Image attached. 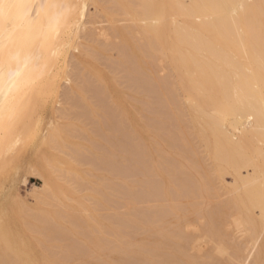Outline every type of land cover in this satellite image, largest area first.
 I'll list each match as a JSON object with an SVG mask.
<instances>
[{
	"label": "bare ground",
	"instance_id": "bare-ground-1",
	"mask_svg": "<svg viewBox=\"0 0 264 264\" xmlns=\"http://www.w3.org/2000/svg\"><path fill=\"white\" fill-rule=\"evenodd\" d=\"M94 1L101 4L104 11H106L109 16L108 19L112 21L111 24L109 21V24L105 27L102 26V28L95 25L97 28H95L96 30L91 28L87 29L86 25L90 22L92 23V21L93 23H96L103 15L105 19L107 14L105 15L103 13L100 16L102 11L100 12V10H97L98 7H96V3L94 7L96 8L95 11L98 12L97 14L95 12L96 15L94 14L92 16L93 18L96 16V22L92 17L93 20L91 19V21H89L90 15L92 14L89 15L88 3H91V0H3V3L6 6L9 4H15L18 7L12 9L11 18L7 16L8 9L6 7L5 18L0 20V165L6 166L3 161H5L7 155L10 156V154H14L12 152L15 150L21 139L27 138L28 136L29 138L32 137L31 135L26 134V130L28 127L31 128V123L34 121H30L32 119V114L41 105L42 101L50 92L49 90L53 89L54 86L56 87V85L57 88H59V86L62 85V83H59L60 81L63 82L65 80L67 83L73 81L76 83L73 88L76 89L71 87L73 85H68L71 87L69 90V87H66V85L65 87L67 88V91L65 87L64 89H61L63 90L64 95L61 94L62 91L61 93L58 92V94L60 93V95H62H59L60 97H64V104L67 102V106L63 104V108L62 106L59 107V109L55 107L57 109H55V112L59 113L60 116L58 117L65 118V123L62 126H50V133H52L46 138V140H48L47 147L45 145V150L47 148L49 151L44 154L42 153L41 156H43L44 160L47 159V162L51 165L55 160L52 159L54 158V153H51L50 149L65 154L64 149L66 150L65 146L68 142H70L69 146H71V142L78 146L83 145L81 142L82 138L80 140L81 143L78 141L77 143L76 141H72L71 137L77 132L78 135H82L83 132L86 134L87 131H91L87 129L89 128L88 126L87 128L85 127V125L88 124L85 123L84 125L83 123L87 118L88 121H91L89 123L93 124V127L95 128L94 130L97 132L96 134H98V132H103L100 133L101 135H99V138L103 139L104 137V139L107 140V144H110L108 149L112 150V153L108 150L110 154L108 153L106 157H109V155L110 157L106 158V160L105 156L100 155L104 158L100 161V164H102V167L105 170L103 171L108 175L111 173V176H113V178L109 176L112 179L109 177L106 178L111 181L109 180L110 182H107V185L105 183V186H107L106 188L112 192L115 191L113 193L114 195L115 193H121V197H125V204L128 205H125L127 209L125 211V213L127 212L126 214L123 213L124 211L122 212L123 214L113 213L110 216L108 215L109 217L107 216L103 221H106L107 223L108 219L110 223L113 221L115 224L116 222L115 225L118 226L113 228L116 233H122V231L120 232L122 229L120 226L124 227V229L147 227V233L145 236H137L135 234L134 236L132 232L128 233L127 230L128 234L123 235L124 237L127 236L126 239L121 237L123 238V241L118 240L116 246L111 244L113 242L108 241L111 237L108 240L106 239L107 241L103 239L105 238V234H102L103 226L100 229L99 227L101 226H99V224H94L102 223L99 222V217L97 216L98 221L95 217V222L93 219L89 220L91 223L94 222L93 224L87 221L89 216L85 217L84 213H87L86 209L88 208L83 209L86 211H82L83 213H80L81 216L78 213L81 210L78 211L76 206L68 205L70 204L69 202L68 204L66 203L67 201L64 197L66 195V189H64L66 185H63V188H61L60 184V187H58L57 185L59 184L52 183L50 179V182L45 181V193L42 194H45V196L39 199L38 205H36L37 203L34 204L36 206L35 209L33 208L34 205L33 207L30 206L33 211L35 210L34 212H31V210L26 211L27 209L25 210L23 208L25 212H23L24 210L22 209L20 210H22L23 213L19 210L22 215L16 213L19 216H22V219H20L19 216H17L16 220H13L15 216L9 218L12 221H15L16 226H18L16 224V221H18L20 227L23 220V229L26 230V232L29 230L32 231L31 235V232L22 233L21 231L24 230L22 229L20 231L18 226V231L20 232L17 230L11 232V234L14 235L13 238L17 237L16 232H18V234L22 233V235L28 234L26 235V238L28 239H30L28 236H31V239L35 237L34 240L32 239L34 243L36 241L35 239H38L39 242V239L42 240L41 237L44 236L46 240L45 238L42 240L43 244L47 243V248L50 247V250H52L48 254L50 255V253L53 252L52 254L54 258L56 256L58 258L56 257V259H54L53 256L51 257L48 254H45L50 250L45 252L44 250H46V248L43 247V252H39L41 250L39 247L42 246L40 245V242L42 244V241L34 244L35 246L40 245L38 246L39 249L36 247V251L39 250V255L35 250L30 251L28 249L30 244H26L28 245V248L26 247L27 249L25 251L28 256H24L25 253L23 254L22 252H19L21 251L20 242L23 239L19 237L22 239H19L21 240L19 242L18 238H16L17 241H15V245L19 242L18 245L20 250H18L12 241H10L11 235L6 233V230L10 228L11 224H13L11 231L17 228L14 226V222L11 223L9 220L6 222H0V264H31L34 260L29 257V252H35L34 254H36V257L34 255L32 256L35 258H37V255L39 257L41 253L45 252L42 254L44 256L46 255L45 259L48 260L47 257H50L48 260L49 263L48 261H45L46 264H51L50 260L52 259H54L53 261L57 260L55 262L56 264L58 261L62 262L61 260H64L65 262L67 261V264L68 262L71 264H81L82 257L80 253L79 255L76 254L75 256H69L71 253L68 254V252H70L71 248H69L70 250L68 249L69 251L66 250L67 254L65 253V250H63L64 253L62 252L61 256L60 254L57 255V251L55 252L56 255L54 253V250L57 249V245L59 244L58 242L66 241L67 244L68 241L69 244L74 240L73 236H76V238H74H78L77 240L82 239L80 243L76 240L77 245L79 243L78 248L80 249L81 247V253L87 245V247L90 246V249L93 250L91 252L87 250V248V252L93 254L98 250V252L96 251L99 253L98 255L102 253L103 255H101L103 257L104 253H106L104 252V248L109 249L108 245L111 244L109 255H105V257L110 256V259L107 260L103 257L106 260L105 261L103 258V260H101V258L99 260L98 257V260L96 259L97 261H92L89 260L92 256L91 255L88 259L86 257V259L89 260V264H247V258L249 256L252 257V260L250 261L251 263L249 264H264V0H195L191 3L188 1L187 3L186 0H93V3ZM87 15H89V17ZM87 17L89 20H86ZM118 19L124 20V23L120 25L116 24ZM99 37H101L100 39L103 38L102 42H100ZM84 38L85 42L96 40L94 43L93 41L92 43L90 42V46L91 44H93V46L100 44L103 45L97 47H103L102 49L104 51L102 49L98 51L100 54L101 52L108 54V50H117V52H119V59L112 60V70L114 71L113 74L110 72V77L115 75L114 72L116 70L122 69L121 71H124L123 75L127 78L124 87L126 89V86H129H127V89L125 90V94H127L129 99L133 101V98L135 99L137 97L136 99H138L139 96L140 98L135 101L137 103L143 101L144 106L148 102L149 105H151L150 102L152 101L153 109H151V112H147L149 113V116L145 113L146 119L141 117L143 113L140 115L137 113L138 111H136L141 119L137 117L139 115L136 116L135 114L136 121L139 118V122H136L135 124L141 122L140 124L144 126H133V123L135 122V120H133L135 119L134 116L132 119L133 122H131V120H129L130 117L132 118L131 114L129 113V117L125 112V107L127 106H125L126 103L118 98V100L123 103L122 105L125 106L124 109L123 106H121V102L116 99L117 94L112 95V97L115 96V98L112 99L111 94L113 92L109 90L110 88H108L110 97L108 98L106 96L108 93L106 89L104 91L103 88H107V86L105 84L102 85L105 78L100 80L98 77L101 75L97 76L96 74L98 71L95 73L91 71L92 69L93 71L95 70V66L93 67L92 64L90 66L91 72H88L90 69H88L89 63H91L89 60L87 67H85L88 71L86 70L85 72L84 66L86 63L84 61L87 62V60H81L84 64H80V61L74 58L73 54H70V51L79 50L80 43H78V41H80V39L83 40ZM106 39L115 40L112 41V43L111 41H108L109 43H107L105 42L107 41ZM88 42L83 43V45L85 44L84 49L80 48L84 52L86 48L89 49L86 47ZM97 48L96 50L95 48H91V50H87V52L90 53L86 55L87 52H83V55L85 54L90 58V55H92L93 52L92 50L97 52ZM105 49L107 50L106 53ZM81 50L79 51L82 52ZM79 51H76L77 53L75 52L76 55ZM69 54L74 58H72L71 61ZM96 54L95 56H92L96 58ZM76 57H78V55ZM80 65H84L82 66L83 69L80 68ZM68 67L72 70L74 69V72L72 71L73 73H71V69ZM52 69L54 72L51 71ZM67 69H69L68 72ZM161 71H166L167 74L164 73L162 76V74H160ZM99 74L100 73H98V75ZM115 78L116 77L111 78V80L114 81H112L114 84L111 83V80H108L110 81L109 86L113 85L112 87H114L115 85L114 90L116 91L119 82L117 84ZM101 81L102 83H100ZM107 82L108 81H106V83ZM58 84L61 85L58 86ZM97 84L101 87L103 86L102 89H100V86ZM121 86L122 85L120 84V87ZM93 87L100 89L102 94L100 92L96 93L102 95L101 99L97 98L98 96L96 95L98 94L95 92L96 97L91 95V92L96 89ZM120 87L118 88L121 89L123 86ZM57 88L54 90L56 91ZM61 88H63V86ZM111 89L113 90V88ZM57 90L60 91V89ZM118 90L117 92H120L121 96L127 100V96H123L124 94H122L124 89L122 88L121 91ZM127 92H130V94L133 93L136 97ZM135 92L138 96L134 94ZM129 95L132 97L130 98ZM53 96L54 94H52V97ZM124 98L123 100H125ZM50 99H48L47 96L43 102L47 104V100ZM114 99L117 101H114ZM128 100L127 104L128 102L131 103ZM135 101L131 103L130 106L132 104L135 105ZM114 102H116V104ZM117 103L120 104V106ZM142 103L139 104L141 105ZM140 105L134 107L138 109L139 107H142ZM41 107L42 106H40V108ZM73 107L77 109H73ZM142 108L139 110H143ZM122 109H124V111ZM101 111L103 112L102 117L98 114ZM130 112H132V110H130ZM150 113L152 114L151 116ZM83 116L85 119H83L82 122L81 118ZM28 119H30L31 126H29ZM126 119L131 123L128 124L125 121ZM142 119H145L147 124H149H144L146 121ZM51 124L54 123L51 122ZM145 125L148 127H145ZM149 126L153 128V133L151 132L152 136L149 135V132L152 130L151 127L148 129ZM143 127L147 128L145 130H148L149 134H147V131L143 130ZM134 129L137 130H135L136 133L134 132ZM138 129L142 130L143 133L145 132L147 137H149V141L152 142L158 138L159 135L158 139L161 141V138H164V143H161L158 139H156V141L158 140L160 143H158V141L154 142L163 145L162 147H165L166 145L164 144L168 143L167 146H170V148L166 146V151V147H158L154 142L153 144H155V147L157 148H152L154 147L151 146L152 142L147 140L145 141L148 143L146 142L145 144L142 142L140 134L142 131H138ZM34 130L35 129H31L29 134ZM83 136L85 135L83 134ZM88 136L86 138H88ZM195 136L200 139L199 141L201 143H205L204 151L207 153V156L214 160V162H212L213 160H211V162L212 165L215 164L213 167L216 169V176H218V182H220L218 183L219 185L213 178L214 176L212 177L211 167L205 163L200 151L198 152L200 147L197 148L198 145L196 146L195 144ZM94 137L92 139L90 137L88 138V141H90V139L92 140V144H94L93 140L97 142V139ZM66 138H69L68 141ZM150 138L153 139L150 140ZM33 139L35 140V138ZM75 139L73 138V140ZM65 142L66 145L64 144ZM28 143L29 141L24 143L23 147L29 145ZM105 144L106 142H104V147L107 149L108 145L106 144L107 146H105ZM202 145L204 146V144ZM78 146H76V148L80 149L81 146ZM146 146L151 147L153 152H156L157 149V152H150L151 149ZM23 147L22 150H24ZM72 147L75 146L72 145ZM82 148L85 147L82 146ZM204 148H202V150ZM71 149L74 150V148ZM77 151L80 152L81 150ZM79 152L75 153V157L79 155ZM72 153L74 154V151ZM168 153L177 155L173 157V154L168 155ZM183 154H188L186 155L187 158ZM61 155L59 156L61 157ZM13 156L14 155H12V157ZM56 156L57 157L55 158H58V154ZM12 157L10 158L12 159ZM81 157L82 156L79 155V158L77 159L80 160ZM10 158H7V160ZM99 158H96V160L99 161ZM180 158L184 159L181 160ZM43 159H41V161ZM185 160L186 163H183ZM43 162L47 163L45 161ZM60 164L63 166L65 163ZM91 164L94 165V167L97 166V163L94 164L92 161ZM3 166L1 167V170L4 168ZM52 166H50L52 168L51 170H53V168L60 169L61 167H54L55 165ZM46 167L48 169V165ZM249 167L252 168L253 173H246L247 175L243 176L241 169L243 170V168L247 169ZM95 168L97 169V167ZM44 171H46V168L43 172ZM225 171H230L231 174L234 175L235 185H237L235 188L233 187L234 189L231 188L230 190V187L232 186H228L227 188L226 185H223L222 175H225L223 174ZM106 174L104 173V176H108ZM55 177L58 178V176ZM55 180H53V182H55ZM119 180L121 182H118ZM102 182L103 181H101V183ZM138 184H141L145 189L149 188V190H147L149 191L148 195L143 201L147 202L149 200L148 202H150L151 200H154L156 202L153 201L154 204H151L152 206L147 204L148 207H145L147 210L142 208L145 211L142 210L141 212H139L137 205H135L139 202L138 200H141V198L139 199L137 197L135 190L137 187H141V185L139 186ZM105 186L103 185V188H105ZM96 187L97 186H93L92 188L96 189ZM228 189L231 192L236 191L237 193H233L235 195L226 202L222 201L221 205H215V207H212L211 205L212 209H209L210 211L207 210L208 212L205 211L207 208L203 205L199 208L203 207L204 211H202L203 209L200 210L197 208L201 203L196 204L194 199L201 200L200 197L202 198L204 196L206 197V195L210 196L213 194H215L214 196H217ZM72 192L75 193V189ZM69 194L67 193L66 196ZM91 194L95 195L94 193ZM78 196L76 199H79ZM101 196H103V193ZM93 197L95 198L96 196ZM210 197L202 199L209 201L208 198ZM105 198L106 197L101 199L105 200ZM182 198L187 199L185 201H190V203L191 200H193L191 205H189L190 203L188 202L189 207L185 214H188L189 212L194 214L197 209H199L198 211H202V213L206 212L204 215L206 214L207 217L204 216L205 218H201V222L203 221L206 225L201 223L200 227L202 224L204 225L203 228H201L207 235H209L208 233L211 231L210 235L216 237L215 234L218 233L217 238H214L216 240H219L220 236V241H222V238L224 237L226 242H230L228 244H233L231 242L233 237L231 239L230 236L231 231L228 233V229L224 228L225 225L231 226L230 229L234 230L240 229L241 226V228H245L247 231L249 229V232L252 234V236H250L251 234L249 233V241L252 238L254 239V243L252 244V252L254 253H248V256L245 255L247 256V258L245 257V261L240 262L243 250L240 246L235 247L238 246L236 244H234V249L232 245V248L234 249L232 251L236 250L234 254L236 253L235 258L239 262L238 263L237 261L234 262V259L232 260L229 257L225 258L226 256L223 257L226 251L228 253V249L230 248L228 244L226 246L229 248L224 244V246L220 245L221 247L219 246V248L216 247V250L214 249L216 252H214L217 254L210 253L209 255L202 256L198 251L196 253L191 252L190 249L185 247L186 243H188L187 241H189L191 233L189 234V231L186 230L187 225L184 217L187 216H184V214L182 215L184 211L181 210L182 206L179 204L181 203L179 200H182ZM73 199L71 200L73 201ZM81 199L82 197L79 200L81 201ZM85 199H83V202L81 203H84ZM97 199H100V197L98 196ZM171 199L173 202H170ZM77 201L75 200L74 202ZM74 202L72 203L75 205ZM206 203H204V205ZM134 206L137 207L138 214L132 212L133 210L131 211ZM208 207H210V205ZM59 208H62L63 211ZM82 208H84V206ZM257 208L260 210L258 216L255 214V209ZM75 211H78V214L75 213ZM199 213L201 214V212H198V214ZM179 215H182L184 219ZM190 215L192 214H189V216ZM229 215L234 216L232 222L228 219V217H230ZM90 218L94 217L91 216ZM204 219L207 222H205ZM66 220L71 222L69 225L72 223L75 224L73 226L75 230L69 228L70 226L67 227L68 222L66 224ZM226 220L231 224H228ZM24 222L26 224L25 227L27 226L29 230L27 228L25 229ZM113 222L111 224L108 222V225L110 224L109 226L113 227ZM86 225L88 226L85 227ZM90 226H94L95 228L93 227V229L95 230ZM109 226L106 227L111 228ZM88 227L92 229V233L90 232L91 234L87 231L89 230ZM106 227L104 225V228ZM117 227H120L121 229ZM76 228H79L80 230L84 229L89 235L84 233V230L80 232V235L78 231L79 229L77 230ZM69 229L70 231L72 229L74 232H78V234H74L73 231V233L70 232ZM113 229L108 230L110 233H115ZM116 229L120 230L118 231ZM33 231H36V236H34L35 234H33ZM93 232L96 234L98 233L99 237L96 234V236L92 235L94 234ZM37 233H41V235H37ZM71 233L74 235L71 236ZM205 233L204 235H206ZM84 234L88 237L86 236L87 238H85V236H83ZM37 236H39V238ZM23 238H25V236H23ZM47 240L49 241L46 242ZM24 242L25 239L23 240V243ZM86 242L88 243L85 245ZM30 243H32V241ZM80 244L84 245L80 246ZM197 246L198 245L194 247L196 248ZM67 247L68 246H66V248ZM24 249L25 248H22V250ZM193 251H195V249ZM74 253L76 252L74 251ZM124 253L128 254V257L124 258L126 255H124ZM244 253H246V251ZM94 255L93 257L98 256ZM44 256L38 259H43ZM82 256L85 257L86 255ZM86 259L84 262L85 264L87 262ZM36 261V264H40L41 262V260H35L34 262ZM64 261L61 264H65Z\"/></svg>",
	"mask_w": 264,
	"mask_h": 264
},
{
	"label": "rangeland",
	"instance_id": "rangeland-1",
	"mask_svg": "<svg viewBox=\"0 0 264 264\" xmlns=\"http://www.w3.org/2000/svg\"><path fill=\"white\" fill-rule=\"evenodd\" d=\"M90 1V0H89ZM189 2V3H191L192 1H195V0H186V2ZM187 2V3H188ZM97 2H95L94 1V3H93V0H91V3L89 2L88 4H89V6H88V12H89V15L90 14H92V15H90V20H89V15H87L88 17H87V19L86 20H89V21H91V19L93 18L92 16L95 14V4H96ZM98 5V6H97ZM97 5H96V7H98V11L100 10V12L102 11V13H100V16H101V14H107L106 13V11H104V8L101 6V4L99 3H97ZM101 6V7H100ZM102 8V9H101ZM97 11V12H98ZM88 12H87V14H88ZM97 12H96V14H97ZM95 14V15H96ZM98 15H99V13H98ZM104 16V15H103ZM103 16H101L102 18H100L99 20H98V18H97V22H96V16H94V20H95V22L96 23H93V21H92V23L90 22V23H88L87 25H86V27H87V29H89V28H91V29H95L96 28V26L97 27H101L102 28V26L103 27H105L106 25H108L109 23L111 24V20H109L108 18H109V16H108V14L106 15L107 17V21H106V18L104 19V17ZM92 17V18H91ZM99 17V16H98ZM92 19V20H93ZM103 20H105V21H103ZM110 21V22H109ZM107 22V23H106ZM109 22V23H108ZM122 23H124V20H122V19H118L117 21H116V24H122ZM93 25V26H92ZM96 25V26H95ZM110 26V25H109ZM108 26V27H109ZM90 29V30H91ZM97 29V28H96ZM95 29V30H96ZM100 29V28H99ZM91 31H93V30H91ZM101 37H103V36H101ZM101 37H99V39L101 38ZM104 38V37H103ZM103 38L102 39H100V42H102L103 41ZM105 39V38H104ZM118 39H120V38H118ZM79 40V39H78ZM82 39H80V41H78V43H80V48L81 49H84V45H83V43H87V42H85V38L81 41ZM107 41H105V42H107V43H109L110 41H111V43H112V41H114L115 39H106ZM117 40V39H116ZM93 41V43L94 42H96V40H92ZM92 41H90L91 43H92ZM109 41V42H108ZM119 41V40H118ZM117 41V42H118ZM90 42H88V45L90 46ZM97 43H99V42H97ZM104 43V42H103ZM86 46V47H88L89 49H85V52L83 51V50H81L80 48H79V50H81L82 52H80L79 50H76L77 52L79 51V53L77 54L78 55V57L79 58H81V59H79L78 57H76L77 55H76V51L75 50H73V51H70V54H73V56H74V58H76V59H78L79 61H80V64H84L83 63V61H81V60H87V62L86 61H84L86 64H85V66L84 65H82V66H84V69H85V67H87V65H88V62L90 61L91 63H89V66H88V69H89V71H88V69L86 68L85 69V72H86V70L88 71V72H93V73H95L96 71H98V73H100L99 75H98V73H96L97 74V76H100V77H98L100 80H102V78L104 79L103 80V82L104 83H102V81L100 82V83H102V85L103 84H105L106 86H107V88H103L104 89V91H105V89H106V91H107V93H108V91L110 90L111 92H113L112 94H111V98L113 99V98H115V96H113L112 97V95H116V99L118 100V98L122 101V102H125L126 104H125V106L127 105L128 106V108H129V110H128V108H127V106L125 107L124 105H122L123 103L120 101V100H118V101H120L121 102V106H123V108L125 107L126 108V114H128L129 115V113L131 114V116H132V118L130 117V115H129V117L131 118H129V120H131V122H133L132 121V119H133V116H134V118L135 119H133V120H135V122L132 124L134 127L135 126H137V127H142V126H144V125H142V124H135L136 122H139L138 120H139V118L141 119V117L142 118H145L146 117V115H148L149 116V113H147L148 111L149 112H151V109H153L152 108V101L150 102V104L151 105H149V102L148 103H146V105L144 106V102L142 103V102H136L140 97L136 94V92L134 93L135 95H137L138 96V99H136L137 97L136 96H134L133 95V93L132 94H130V92L128 93V94H130V95H132V96H134V97H136L135 99L133 98V101H131L130 99H129V97L127 96V94H125V90L127 89V86H126V89H125V84H126V82H127V78L123 75V72L121 71V70H116L114 73H115V75L114 76H112V77H110L111 76V73L110 72H112V74H113V71L114 70H112V67H113V65H112V60H115V59H117L118 58V55H119V52H117V50H112V51H110V50H108V54H104L103 52H101V54H100V52H98L100 49H102L103 47H100V48H97V47H99V46H103V45H94L93 46V44H91V46L89 47V46ZM105 45V44H104ZM83 47V48H82ZM91 48L92 49H94L95 48V50H96V48H97V52L95 51V50H92L93 52H92V55H94L95 56V54L96 53H98V54H96V58H94V56H92V55H90V58H89V56L87 57L86 55L88 54V53H90V52H87V50L89 51V50H91ZM105 48V47H104ZM103 50V49H102ZM101 50V51H102ZM104 51V50H103ZM106 49H105V53H106ZM72 52V53H71ZM76 52V53H75ZM83 52L84 53H86V55L84 54L83 55ZM95 52V53H94ZM69 54V56L71 57V59H70V61L72 60V58H73V56L72 55H70ZM104 54V55H103ZM86 56V57H85ZM93 58H92V57ZM84 57V58H83ZM73 58V59H74ZM89 58V59H88ZM103 58V59H102ZM119 59V58H118ZM117 59V60H118ZM89 60V61H88ZM116 60V61H117ZM82 62V63H81ZM93 62V63H92ZM115 62V61H114ZM91 64H92V66L94 67V71H93V69L91 70ZM94 64V65H93ZM81 66V65H80ZM80 67V68H82L83 69V67ZM110 66V67H109ZM97 67H99V68H97ZM106 67V68H105ZM123 67V66H122ZM69 68V67H68ZM106 70H105V69ZM115 68V67H114ZM118 69H120L119 67H117ZM116 68V69H117ZM55 69V68H54ZM69 69H71V68H69ZM69 69H67V72H68V70ZM97 69V70H96ZM74 70V69H73ZM72 69L70 70L71 71V73H73L74 71H73ZM91 70V71H90ZM112 70V71H111ZM52 72H54V70L52 69L51 70ZM56 71V70H55ZM69 71V72H70ZM73 71V72H72ZM101 71V72H100ZM106 71V72H105ZM168 72H169V70H168ZM104 75H103V74ZM167 74V72L166 71H161V73L160 74H162V76H163V74ZM125 74V73H124ZM91 76H94V75H91ZM113 77H116L117 78V80H116V78H115V81L117 82V84H118V82H119V84H118V87H120V84L123 86H121L124 90L122 91V94H124L123 96H127V100L128 101H130L131 103H133L135 100V105L134 104H132L131 106H130V104L131 103H129L128 102V104H127V100H126V98H124V97H122L121 96V93H120V95H119V93L117 92V90L119 89L117 86V89H116V91L114 90V88H115V85H114V87H112L113 85H110L109 86V80H111V78H113ZM125 77V78H124ZM94 79V78H93ZM109 79V80H108ZM62 80H64V79H62ZM99 80V81H100ZM65 81V80H64ZM59 82V83H62V85L61 84H58V86L59 85H61V86H59V88H57V85H56V87L55 88H57V89H60V91H58L57 89H56V91L54 90L55 88L53 87V89H51V90H49L50 92L47 94V96H48V99H50V100H47V104H45L43 101L46 99V97H45V99L42 101V103H41V105L40 106H42L41 108H40V106L33 112V114H32V119L30 120V119H28V121L30 120L31 122L33 121V123H31L30 121L28 122L29 123V126H31V124H32V126H31V128H27V130H26V134H28V135H31L32 137H30L29 138V136L27 137V138H24V139H21V141H19V143H18V145L16 146V148H15V150L14 151H16V152H18V153H16V152H12V153H14V154H10V156H6V159H5V161H3V162H5L4 163V165H6V166H3L4 168L1 170V167H0V222H6V221H11V223H13L14 222V226L15 227H17L16 229H13V231H11V229H12V227H13V224H11V226H10V228H8L6 231V233H8V234H10L11 236H10V241H12V243L15 245V241H17V239L16 238H18V240L19 239H25V242L23 243V240L21 241V240H19V242L21 243V244H23V245H21L20 244V246H21V251H19V252H22L23 254H24V256L25 255H27V253H26V249L28 248V245L30 244V247L28 248L30 251H36V247L38 248V246H40V245H42V246H40L39 248H41V250L39 251L38 249V251L39 252H43V248H46V250H44L45 252L47 251V250H50V247H48L47 248V243H44L45 244V246H44V244H43V239L45 238L43 235V237H41L42 238V240L41 239H39V242L40 241H42V244H41V242H40V245H38V246H35L34 244L35 243H39L38 242V239H35L36 241L33 243V240H34V238L35 237H33L32 239H31V236H28L30 239H31V241H32V243H30L31 241H30V239H28V238H26V235H28V234H26V235H22V233L23 232H25V233H28V232H31L30 233V235L32 234V231L31 230H29L28 228H27V226L25 227V222H24V227H25V229L27 228L28 230V232H26V230H24L23 229V220H22V223H21V227L19 226V222L18 221H16V224L19 226V229H20V231L23 229L24 231H21L22 233L21 234H18V232H20V231H18V226H16L15 225V221H12L10 218H13L14 216V218H13V220H16V218H17V216H19L18 214H16V213H19V214H21L22 215V213L23 212H25V210L26 211H30L31 210V212H34L33 210H32V207H33V205L34 204H36V205H38L39 204V199H41V198H43L44 196H45V194L44 195H42L43 193H45L44 192V189H45V187L46 186H44V185H46L45 184V181L47 182V181H49L50 179V181L52 182V183H55V184H59V185H57L58 187H60V184H61V188H63L62 186L63 185H66L65 187H64V189H66L65 190V193H66V195H67V193L69 194V193H71V194H69L68 196H64L65 198H66V203L68 204V202L70 203V204H68V205H71V206H76L77 207V210L79 211V210H81L80 212H78L79 214L81 213H83L84 211H86L87 210V213L85 212L84 213V216L85 217H88L89 216V218H85L87 221H89L90 219H93V221L95 222V219L98 221V217H99V222H102L101 224L100 223H94V224H96V225H98L99 224V226H101V227H99L100 229L102 228V226H103V228H104V225H105V227L107 226H109L111 223H110V221L107 219V221L110 223L109 225H108V222L106 223V221H103V220H105L106 218H107V216L109 215H112L113 213L115 214H121L123 211V213H125V211L127 210L126 209V206H128L127 204H125V197L123 196V198L121 197L122 196V194L121 193H119V194H117V193H115V195L113 194L114 192H112L111 190H109L108 188H106L107 186H105V183H106V185L108 184L107 182H110L111 180L110 179H112L113 178V176H111V173H110V175H108V174H106V172H104L105 170L103 169V167H102V164H100V161H102L104 158L102 157V156H105V160H106V158H109L110 157V155H109V157H106V155H108V153H109V151L108 150H110V153H112V150L111 149H108L109 148V145L107 144V140H105L104 139V137H103V139H101V138H99L100 136L99 135H101L100 133H103V132H98V134H96L97 132H95V128L93 127V124H90L89 122H91V121H88L87 120V118L85 119V117L83 116L81 119V121L83 122V119H85L84 120V125H85V123L86 124H88V125H85V127L87 128V126L89 127V128H87V129H89V130H91V131H87L86 132V134L83 132L82 133V135H81V137H80V135H78L76 132V134H73L72 135V137H71V139H72V141H78V142H80V140H81V138H82V140H81V142H82V144L83 145H80V146H78L77 144H75V143H73V142H71V146H69V144H70V142H68V144L66 145V142L64 143L66 146H65V148H66V150L64 149V151H65V154H64V156H63V154L60 152L59 153V151H55V150H51L50 149V151H51V153H54V158H52V159H54L55 161H53L52 163H51V165H50V163L49 162H47V159H43V156H41L42 155V153L44 154V153H46L47 151H49L47 148H46V150H45V145H46V147H47V144H48V140H46V138H47V136H50V134L52 133H50V126L51 125H53V126H57V125H59V126H62L64 123H65V118H62V117H58V116H60L59 115V113H56L55 112V109L56 108H58L59 109V107H61L63 104H64V102H65V100H64V97H60V96H62V95H64L63 94V90H61V89H64V87L66 86V87H69L68 85H73V86H71L72 88L73 87H75V85L74 84H76L75 82H71V81H69L68 83L65 81V82ZM106 81H108L107 83H106ZM113 80H111V83H113L112 82ZM64 83V84H63ZM99 83V82H98ZM99 83V84H100ZM99 84H97L98 86H100ZM114 84V83H113ZM116 84V83H115ZM96 85V84H95ZM94 85V86H95ZM104 85V86H105ZM63 86V88H61ZM105 86V87H106ZM65 87V88H66ZM71 87H69V90L71 89ZM97 87V86H96ZM96 87H93V88H96ZM103 87V86H102ZM102 87L100 86L99 88L100 89H102ZM120 87V88H121ZM129 87V86H128ZM108 88H110L109 90H108ZM111 88H113V90L111 89ZM122 88L121 89H119L118 91H121L122 90ZM73 89H76V88H73ZM100 89H98V88H96L95 90H98V91H93V92H91V95H94L95 96V93L96 92H100ZM131 89V88H130ZM61 91H62V93H61ZM65 91V90H64ZM66 91H67V88H66ZM65 91V92H66ZM103 91V90H102ZM129 91V90H128ZM131 91H133V90H131ZM52 92H54V93H52ZM58 92H60L62 95H60V93L58 94ZM95 92V93H94ZM116 92V93H115ZM124 92V93H123ZM101 93V92H100ZM106 93V94H107ZM52 94H54V96L52 97ZM56 94V95H55ZM96 94H98V95H96V96H98L97 98H99V99H101L102 98V93L101 94H99V93H96ZM104 94H105V92H104ZM58 95V96H57ZM60 95V96H59ZM118 95H119V97H118ZM129 95V96H130ZM57 98H56V97ZM95 96V97H96ZM108 98L110 97V95H109V93H108V95H106ZM132 96H130V98L132 97ZM55 97V98H54ZM59 97V98H58ZM94 97V98H95ZM122 98V99H121ZM123 98L125 99V100H123ZM96 99V98H95ZM116 99H114V101L116 100ZM116 100V101H117ZM94 101V100H93ZM111 101H113V100H111ZM52 102V103H51ZM115 104H116V102H114ZM119 103V102H118ZM117 103V104H118ZM139 103H142L141 105L139 104ZM52 106H51V105ZM140 106H144L142 109L143 110H139V109H141L140 107L137 109L136 107H138L139 105ZM64 105H66L67 106V102L64 104ZM119 106H120V104H118ZM136 106V107H134V106ZM149 105V106H148ZM147 106H148V108H147ZM150 106H151V108H150ZM56 107V108H55ZM64 106H62V108H63ZM134 107V108H133ZM124 108V109H125ZM146 108V109H145ZM61 109V108H60ZM73 109H77V108H74L73 107ZM124 109H122L123 111H124ZM137 109V110H136ZM57 110V109H56ZM127 110H128V113H127ZM130 110H132V112L134 113V115H133V113L132 112H130ZM38 111V112H37ZM122 111V112H123ZM136 111H138L137 113H139L140 115L143 113V115H141V117H140V115L139 114H137L136 113ZM145 113H146V115H145ZM99 114V116L100 117H102L103 116V112L101 111V112H99L98 113ZM125 114V113H124ZM135 114H136V116L137 115H139V116H137V117H139L138 118V120L136 121V116H135ZM127 115V116H128ZM152 114L150 113V116H151ZM127 116H125V117H127ZM124 117V116H123ZM60 120H59V119ZM146 119V118H145ZM145 119H142V120H144V121H146ZM57 120V121H56ZM150 120V119H149ZM64 121V122H63ZM128 124H130L129 123V121L126 119L125 120ZM51 122H53L54 124H51ZM148 122H150V121H148ZM31 123V124H30ZM144 124H147V121L146 122H144ZM149 124V123H148ZM147 124V125H148ZM138 125H140V126H138ZM147 125H145V127L147 126ZM130 127V126H129ZM133 127V128H134ZM136 127V128H137ZM145 127H143V130L144 131H147V134H149V135H151L152 133H153V128L151 127V126H149V128L148 129H150V127H151V131L148 133V130H145V129H147V128H145ZM148 127V126H147ZM132 128V129H133ZM31 129L33 130V129H35L34 131H32V133L31 134H29V132L31 131ZM131 129V130H132ZM140 129V128H139ZM138 129V131H142V130H139ZM142 129V128H141ZM49 130V131H48ZM135 130L136 129H134V132H135ZM197 130V129H196ZM79 131V130H78ZM137 131V130H136ZM191 131H193V130H191ZM28 132V133H27ZM34 132V133H33ZM48 132V133H47ZM152 132V133H151ZM136 133V132H135ZM142 133H143V131H142ZM141 132H140V134H141V137H142V142H144L145 144H146V142L147 141H149V137H147V135H146V133L144 132L143 134H142ZM155 133V132H154ZM83 134L85 135V136H83ZM89 136H88V135ZM95 134H96V136H95ZM145 134V135H144ZM156 134V133H155ZM155 134H153V135H155ZM75 135V136H74ZM77 135V136H76ZM88 136V138L90 137L91 139L94 137L95 139H97V142L96 141H94L93 140V143L94 144H92V140L90 139V141H88L89 139L88 138H86L87 136ZM98 135V136H97ZM78 136H79V138H78ZM92 136V137H91ZM147 138H146V137ZM152 136V135H151ZM156 136H157V134H156ZM98 137V138H97ZM154 137V136H153ZM29 138V139H28ZM33 138H35V140L33 139ZM73 138L75 139V138H78V139H75V140H73ZM158 138H159V135H158ZM158 138H156V139H158ZM33 139V140H32ZM48 139H49V137H48ZM68 139L69 138H66V140L68 141ZM70 139V140H71ZM143 139H144V141H143ZM153 138H150V140H152ZM155 139V138H154ZM156 139L154 140L155 142H157L158 140L160 141V139H158L157 141H156ZM164 139V138H163ZM163 139L161 138V143H164L163 142ZM24 140V141H23ZM26 140H28L29 141V145H27L26 147H23V145H24V143H26V142H28V141H26ZM32 140V141H31ZM69 140V141H70ZM89 142V144H88V142ZM100 140V141H99ZM103 140H105V141H103ZM145 140H147V141H145ZM200 139L197 137V136H195V144H196V146H197V148H199L198 149V152L200 151V154L202 155V157H203V159H204V161H205V163L207 164V165H209V167H211L210 169H211V174H212V177L217 181V184L218 183H220V182H218V176H216V174H217V172L215 171L216 169H215V167H213V166H215V164L214 165H212V162H214V160L213 159H211V157H209V156H207V153L204 151L205 150V143L204 142H200L199 141ZM26 141V142H25ZM85 141V142H84ZM153 141V142H154ZM158 141V143H160ZM31 142V143H30ZM46 142V143H45ZM77 142V143H78ZM80 142V143H81ZM103 144H102V143ZM104 142H106V144L108 145H106L105 144V146H107V149L104 147ZM149 142H152V141H149ZM153 142L151 143L152 145L151 146H154V147H152V148H157V147H155L156 145L155 144H157L158 145V147L159 146H163V145H161V144H158V143H155V144H153ZM79 143V144H80ZM84 143H85V145H84ZM91 143V144H90ZM100 143H101V145H100ZM143 143V144H144ZM148 143V142H147ZM199 143V144H198ZM75 144V145H74ZM202 144H204V146L202 145ZM72 145L73 146H75V147H72ZM164 145H168V143L167 144H164ZM20 146V147H19ZM44 146V147H43ZM67 146H69V147H67ZM76 146H78V147H80V149L78 148H76ZM82 146L83 147H85V148H82ZM147 146H149V145H147ZM146 146V147H147ZM165 146V147H166ZM203 146V147H202ZM22 147H23V149L24 150H22ZM74 148V150L73 149H71V148ZM90 147V148H89ZM101 147H104V148H101ZM165 147H162V148H165ZM167 147H169L170 148V146H167ZM167 147L165 148V150L167 151ZM27 148V149H26ZM75 148H76V150H75ZM147 148H150L151 149V147H147ZM202 148H204L203 150H202ZM42 149V150H41ZM68 149V150H67ZM150 149H149V151H150ZM201 149V150H200ZM22 150V151H21ZM27 150V151H26ZM69 150H71V151H69ZM74 151V154L72 153L73 151ZM77 150H81L80 152H81V154H80V152L79 151H77ZM91 150H94V151H91ZM155 150V149H154ZM172 150V149H171ZM20 151H21V154H20ZM43 151V152H42ZM54 151V152H53ZM63 151V152H64ZM76 151V152H75ZM98 151V152H97ZM169 151V150H168ZM203 151H204V153H203ZM58 152V153H57ZM71 152V153H70ZM79 152V155L80 156H82L81 158H82V160H81V158H80V160H78L77 158H79V155H77V157H75V153H78ZM150 152H153L152 151V149H151V151ZM156 152H157V149H156ZM156 152H153V153H156ZM171 152V151H170ZM173 152H174V150H173ZM100 153V154H99ZM109 153V154H110ZM206 153V154H205ZM58 154V158H55V157H57L56 155ZM62 154V155H61ZM97 156H95V155ZM171 154H173V153H168V155H171ZM189 154V153H188ZM188 154H186V155H188ZM12 155H14L13 157H12ZM18 157H17V156ZM59 155H61V157H62V159H61V157L59 156ZM100 155H102V156H100ZM156 155H158V154H156ZM174 155V154H173ZM172 155V156H173ZM177 155V154H176ZM176 155H174L173 157H175ZM184 155V154H183ZM183 155H182V157H183ZM186 155H184L185 157H186ZM10 157H12V159L10 158ZM36 157V158H35ZM100 157V158H99ZM102 157V158H101ZM181 157V156H180ZM184 157V158H185ZM209 157V158H208ZM7 158H10V159H8L7 160ZM59 158H60V160H59ZM85 158V159H84ZM88 160H87V159ZM89 158H90V160L92 161V163H94V164H96L97 166H95V167H97V169L94 167V165H92L91 164V161L89 160ZM92 158H94V159H92ZM96 158H99V161L98 160H96ZM184 158H180L181 160H183ZM187 158V157H186ZM185 158V159H186ZM41 159H43L42 161H41ZM57 159V160H56ZM102 159V160H101ZM176 159H177V157H176ZM6 160H7V162H6ZM94 160V161H93ZM211 160H213L212 162H211ZM43 161H45V162H47V163H44ZM60 163H65V164H63V166H62V164H60ZM76 161H78V162H76ZM14 162V163H13ZM34 162V163H33ZM56 162H57V164H56ZM81 162H83V163H81ZM188 162V161H187ZM211 162V163H210ZM42 163V164H41ZM54 163V164H53ZM79 163V164H78ZM102 163V162H101ZM183 163H186V160H185V162H183ZM2 164V163H1ZM41 166H40V165ZM52 164H53V166L54 167H56V166H58V167H60V169H59V171H58V169H54L53 168V170H51L52 168L50 167V166H52ZM43 165V166H42ZM48 165V169H47V166ZM50 165V166H49ZM78 165H80V166H78ZM212 165V166H211ZM37 166V167H36ZM45 166V167H44ZM52 166V167H53ZM41 167V168H40ZM44 167V168H43ZM63 167H65V168H63ZM74 167H75V169H74ZM95 168V170H94V168ZM45 168H46V171H44L43 172V170H45ZM49 168H50V170H49ZM62 168H63V170H62ZM89 168V169H88ZM92 168H93V170H92ZM98 168H99V170H98ZM14 169V170H13ZM87 169V170H86ZM249 169V170H248ZM36 170H38V171H36ZM39 170H40V172H39ZM42 170V171H41ZM104 170V171H103ZM34 171V172H33ZM57 173H56V172ZM88 171V172H87ZM92 171H94V172H92ZM103 171V172H102ZM107 171V170H106ZM92 172V173H91ZM109 172V171H108ZM226 172V173H225ZM223 174H225L224 176L222 175V177H223V182L222 183H224L223 185H226L227 186V188H228V186L230 187V186H232V187H230V190H231V188L232 189H234L237 185H235V179H234V175L233 174H231V172L230 171H225ZM230 172V173H229ZM241 172H242V175L243 176H245V175H247L248 173H253L252 172V168L251 167H249V168H243V170L241 169ZM44 175H46V174H48V175H46V176H44ZM77 173H79V174H77ZM103 173V174H102ZM104 173L106 174V175H108V176H104ZM247 173V174H246ZM43 176H42V175ZM56 174V175H55ZM215 174V175H214ZM7 175V176H6ZM50 175V176H49ZM82 175V176H81ZM4 176H5V178H4ZM52 176V177H51ZM55 176H58V178L57 177H55ZM75 176H76V178H75ZM109 176H111L112 178H110ZM42 177H44V178H42ZM54 177V178H53ZM84 179H83V178ZM86 177V178H85ZM107 177H109L110 179H106ZM49 178V179H48ZM52 178H53V180H55V182H53V180H52ZM80 178V179H79ZM46 179H48V180H46ZM61 179V180H60ZM75 179V180H74ZM78 181H77V180ZM87 179V180H86ZM87 182H86V181ZM110 180V181H109ZM117 180V179H116ZM121 180V179H120ZM118 181V182H121V181ZM233 180V181H232ZM49 181V182H50ZM56 181H58V182H56ZM82 181V182H81ZM92 181V182H91ZM101 181H103L102 183H101ZM79 182H81V183H79ZM233 183V184H232ZM105 186V188H103V185ZM90 185H91V187H90ZM139 185V184H138ZM141 185V184H140ZM139 185V186H140ZM219 185V184H218ZM93 186H97L96 187V189L95 188H92ZM144 186V185H143ZM38 187H41V188H38ZM69 187V188H68ZM234 187V188H233ZM38 188V189H37ZM103 188V189H102ZM147 188V187H146ZM71 190V192H70V190ZM74 189H75V193H73L72 191H74ZM97 189H98V191H97ZM69 192H68V191ZM108 190V191H107ZM136 190V194H137V197L140 199L141 198V200H138L139 202H137L135 205H137V207H138V210H139V212H141L142 210H144L145 209V207L147 206V204L150 206L151 204L153 205L154 204V202L152 201H150V202H148L147 200V202H145V201H143V199H145L146 198V196L148 195V192L149 191H147V190H149V188L148 189H145L144 187H142V185H141V187H137V189H135ZM146 190V191H145ZM107 191V192H106ZM227 191H228V193H229V196H228V193H227ZM227 191H224L225 192V194H224V192H222V193H220L219 195H217V196H214L215 194H213V195H206V197H210V198H212V197H214V198H212V199H210V198H208L209 199V201L207 202L206 201V197L204 196V197H202V198H206V199H202L201 197H200V199L201 200H199V199H194L195 200V202H196V204H199V203H201V205L199 204V206H197V208H199V207H201L202 205L205 207V208H207L205 211H207V210H211L212 209V207H215V205H217V206H219V205H221L222 204V201L223 202H226L228 199H230V198H232L235 194H233V193H237L236 191L234 192H231V191H229V189L227 190ZM39 192V193H38ZM117 192V191H116ZM147 192V193H146ZM231 192V193H230ZM38 193V194H37ZM91 193H94L95 195H93V194H91ZM99 193H100V195H99ZM103 193V196L104 197H106L105 198V200H102V199H104V197L103 196H101V194ZM227 193V194H226ZM72 194H73V196H72ZM88 194H90V195H88ZM105 194V195H104ZM143 194V195H142ZM145 194V195H144ZM231 194H232V196H231ZM78 196V198L80 199L81 197H82V199H81V201L79 200V199H76V197ZM41 196V197H40ZM88 196V197H87ZM93 196H96L95 198L93 197ZM98 196L100 197V199H97L98 198ZM109 198H108V197ZM141 196V197H140ZM93 197V198H92ZM68 198H70V199H68ZM74 198V199H73ZM86 198V199H85ZM102 198V199H101ZM199 198V197H198ZM71 199H73V201L71 200ZM83 199H85L84 200V203H81V202H83L82 200ZM109 199V200H108ZM124 199V200H123ZM173 199H175V198H173ZM65 200V199H64ZM71 200V201H70ZM77 201V202H74V201ZM87 200V201H86ZM99 200V201H98ZM107 200H108V202H107ZM176 200V199H175ZM175 200H174V203H175ZM177 200H179V199H177ZM185 200H187V199H184V198H182V200L180 199L179 200V202L181 201V203H179L180 204V206H182V208H181V210H183L184 212L182 213V215L184 214V216L186 215L187 217H184L185 218V220H186V227H187V231H189V234H190V236H189V241H187L188 243H186V245H185V247L186 248H188V249H190V251L191 252H194V253H196L197 251L198 252H200L199 254L200 255H209L210 253H215L216 251V247H218L219 248V246L221 245V246H226L228 243H230V242H226L225 241V238L223 239L222 238V241H220L221 239H220V236H219V242H221V243H219L216 239H214V238H217V234L218 233H214L215 235H216V237H213L212 235H210L211 233V231L208 233L209 235H207L205 232H204V230L202 229L203 228V224H205L203 221L201 222V218H205V217H207V215L205 214L204 215V213H206V212H203L202 213V211H204V209H203V207L202 208H199L200 210H202V211H198L199 209H197L195 212H194V214L193 213H191V212H189L188 214H185V212L187 213V211H188V207H189V205H191V203H192V201L193 200H191V203H190V201H188L190 204L188 205V202L187 201H185ZM189 200V199H188ZM172 201V199L170 200V202ZM220 201H221V203H220ZM72 202H74L75 203V205L72 203ZM80 204H79V203ZM97 202V203H96ZM100 202V203H99ZM108 204H107V203ZM143 202V203H142ZM168 202V201H167ZM173 202V201H172ZM207 202V203H206ZM22 203V204H21ZM73 205H72V204ZM77 203V204H76ZM92 203V204H91ZM111 203V204H110ZM156 203V202H155ZM204 203H206V204H208V205H204ZM212 203H214V204H212ZM220 203V204H219ZM82 204V205H81ZM84 204V205H83ZM87 204V205H86ZM91 206H89V205ZM96 204V205H95ZM122 204V205H121ZM142 204V205H141ZM143 204H145V205H143ZM80 207H79V206ZM98 205V206H97ZM101 205V206H100ZM126 205V206H125ZM140 205V206H139ZM151 205V206H152ZM156 205V204H155ZM186 205H187V207H186ZM210 205V207H208ZM211 205H212V207H211ZM214 205V206H213ZM30 206H32L31 208H30ZM84 206V208H82ZM95 206V207H94ZM125 208H124V207ZM144 206V207H143ZM179 206V207H180ZM184 206V207H183ZM81 208V209H79V208ZM136 206H134L132 209H131V211L132 212H134V213H139L138 212V210H137V207L135 208ZM141 207V208H140ZM148 207V206H147ZM19 208V209H18ZM25 210H24V209ZM34 209L36 208V206L34 205V207H33ZM86 208H88V209H86ZM91 208V209H90ZM129 208V207H128ZM142 208H144V209H142ZM151 208H153V207H151ZM151 208H149V209H151ZM17 209H18V211H17ZM20 209H22V210H24L23 212H22V210H20ZM60 210H62L63 211V209L62 208H59ZM83 209H86V210H83ZM100 209V210H99ZM134 209H136L137 210V212H136V210H134ZM22 212H20V211ZM96 210H99V211H96ZM145 210H147V208L145 209ZM144 210V211H145ZM209 210V211H210ZM10 211V212H9ZM11 211H12V213H11ZM83 211V212H82ZM102 211V212H101ZM152 211V210H151ZM76 211H75V213H77ZM120 212V213H119ZM147 212V211H146ZM198 212H201V214L199 213L198 214ZM208 212V211H207ZM259 212H260V210L257 208V209H255V214H257V216H258V214H259ZM77 213V214H78ZM96 213V214H95ZM105 213V214H104ZM110 213V214H109ZM122 213V214H123ZM127 213V212H126ZM125 213V214H126ZM197 213V214H196ZM9 214V215H8ZM15 214V215H14ZM80 214V215H81ZM91 214H93V215H91ZM189 214H192V215H190L189 216ZM232 214V213H231ZM11 215V216H10ZM182 215H179V216H182ZM201 215V216H200ZM13 216V217H12ZM82 216V215H81ZM83 216V217H84ZM94 217V218H90V217ZM98 216V217H97ZM104 216V217H103ZM108 216V217H109ZM205 216V217H204ZM230 217H228V219L232 222V220L234 219V216H231V215H229ZM10 217V218H9ZM22 216H19V218L20 219H22L21 218ZM96 217V218H95ZM9 218V219H8ZM19 218H18V220H19ZM182 218H183V216H182ZM183 218V219H184ZM4 219V220H3ZM6 219V220H5ZM206 220H207V218H206ZM20 221V220H19ZM96 221V222H97ZM204 221H205V219H204ZM67 222H68V224H67ZM90 222V221H89ZM205 222H207V221H205ZM226 222H228V220H226ZM65 223L68 225L67 227H69V228H73V226L75 225L74 223H72L71 225H69L71 222H69V221H65ZM87 223V222H86ZM91 223V222H90ZM89 223V224H90ZM93 223H91V224H93ZM104 223V224H103ZM106 223V224H105ZM201 223H203L202 225H201V227H200V224ZM88 224V225H89ZM115 224H116V222H115ZM114 224V222H113V227L112 226H109V227H111V228H104L105 229V231H104V229L102 228V234L104 233L105 234V238H103V239H109L110 237V239L108 240V241H111V242H113V243H111V244H113V245H117L118 244V240L119 241H123V238H121V237H124L123 235H127L129 232L131 233L132 232V234L134 235H139V236H145L146 235V233H147V227H138V228H125L124 229V227H122V226H120V227H117V228H120L119 230H120V232L122 231V233H119L118 231V229H116V230H118L117 232L118 233H116V231L113 229L114 227L116 228V226H118V225H115ZM118 224V223H117ZM228 224H231V223H229L228 222ZM88 225H86L85 227H87ZM115 225V226H114ZM198 225H199V227H198ZM206 225V224H205ZM72 226V227H71ZM14 227V228H15ZM75 227H77V226H75ZM90 227H92V226H90ZM90 227H88L89 228V230H87V231H89V234H91L92 232V229H93V227H92V229L90 228ZM197 227V228H196ZM230 227L231 226H229V225H225V227L224 228H226V229H228V233L231 231V233H230V236H231V239H232V237H233V239L231 240V239H229V240H231V242L233 243V244H228L229 246H230V248L228 247V246H226V247H228L229 249H228V253H227V251H226V255L224 254V256L223 257H225V258H230V259H234L233 261L235 262V261H237L236 260V258H235V254H234V252H236V250L235 251H232V250H234L235 248H234V244H236V245H238V246H235V247H239L240 246V248H242V259L240 258V262H242V261H245V259L247 258V256H248V253H254V252H252V247H253V243H254V239L252 238L250 241H249V239H250V237H249V233L251 234V232H249L250 230L248 229V227H247V229H248V231L245 229V228H241L240 227V229H237V230H234V229H230ZM88 228H86V229H88ZM95 228V227H94ZM96 228H97V226H96ZM141 228V229H140ZM188 228H189V230H188ZM74 229V228H73ZM77 230L79 229V228H76ZM91 229V230H90ZM98 229V228H97ZM96 229V230H97ZM107 229V230H106ZM108 229H113L114 230V232L116 233H110V231L108 230ZM136 229H137V231H136ZM200 229V230H199ZM230 229V230H229ZM18 231V232H16L17 233V237H14L13 238V236L14 235H12L11 234V232H15V231ZM75 230V229H74ZM74 230H72L71 229V231H70V229H69V231L70 232H74ZM84 229H82V230H78L79 231V233L80 232H82ZM93 230H95V229H93ZM112 230V231H113ZM127 230H128V233H127ZM141 230V231H140ZM100 231V230H99ZM98 231V232H99ZM142 234H140L139 232ZM202 231V232H201ZM36 232V231H35ZM35 232L33 231V234H35ZM69 232V233H70ZM72 232V233H73ZM91 232V233H90ZM100 232V233H101ZM106 232H109V233H106ZM125 232V233H124ZM135 232H137V233H135ZM206 234V235H204V233ZM216 232V231H215ZM71 233V234H72ZM84 233H86L85 232V230H84ZM94 234H92V235H94V236H98L99 237V234L97 233H95V232H93ZM144 233V234H143ZM39 233H37V235H38ZM74 234H78V232L76 233V232H74ZM74 234H72L71 236H73ZM87 234V233H86ZM84 234L83 236H85V238H87L88 236L87 235H89V234ZM96 234V235H95ZM115 234V235H114ZM213 234V233H212ZM19 235V236H18ZM22 235V236H21ZM39 235H41V233L39 234ZM80 235H81V233H80ZM108 235V236H107ZM111 235V236H110ZM117 235V236H116ZM134 235V236H135ZM23 236H25V238H23ZM33 236V235H32ZM34 236H36V234L34 235ZM87 236V237H86ZM250 236H252V234L250 235ZM19 237H21V238H19ZM38 238H39V236H37ZM76 238V236H73V239L74 240H72V242H70L69 244H68V241H67V244H66V241L65 242H58L59 244V246L57 245V249H55L54 250V253L57 251V255H59L60 254V256H61V253L63 252L64 253V251L63 250H65V253L67 254V251L66 250H68L69 248H71V250H70V252H68V254L69 253H71V255H69V256H75L76 254L77 255H79V253L81 254V257H82V260H81V264H85L84 262H85V259H86V257H87V259L88 258H90V256H91V258L89 259V260H92V261H95L96 259L98 260V257H99V260H100V258H101V260H103L104 258L103 257H105V255H109V249L111 248V244L110 245H108L109 246V249L108 248H104V249H102V250H104V252H106V253H104V256L102 257V255L100 254V255H98L99 253H97L98 252V250H96L95 251V253H97L96 255H94L95 253H91L93 250L92 249H90V246L89 247H87V243L88 242H86L85 243V245H86V248H84V250H86L87 248V250H89V251H91V252H87V250L86 251H84V250H82V253H84V254H82L81 253V247H80V249L78 248L79 246V243H80V241L82 240V239H80V240H77V239H75ZM79 237V236H78ZM82 237V236H81ZM102 237V236H101ZM116 237H120V238H116ZM225 237H227V236H225ZM125 239L127 238V236L126 237H124ZM230 238V237H229ZM14 239V240H13ZM101 239V238H100ZM102 239V240H103ZM227 239V238H226ZM45 240H46V238H45ZM76 240L77 241H79V243H78V245H77V242H76ZM106 240V241H107ZM116 240H117V242H116ZM228 240V239H227ZM49 240H47L46 242H48ZM85 241V240H84ZM87 241V240H86ZM104 241V240H103ZM234 241V242H233ZM19 242H17V244L15 245L16 246V248L18 249V250H20L19 249ZM45 242V241H44ZM260 242V241H259ZM75 243V244H74ZM81 243H83V242H81ZM249 243V244H248ZM26 244H28V245H26ZM49 244V243H48ZM64 244V245H63ZM224 244V245H223ZM251 244V245H250ZM37 245V244H36ZM63 245V246H62ZM70 245V246H69ZM73 245V246H72ZM77 245V246H76ZM82 245H84V244H82ZM81 244H80V246H82ZM89 245V244H88ZM196 245H198L196 248L194 247V246H196ZM232 245H233V248H232ZM23 246V247H22ZM34 246V247H33ZM66 246H68L67 248H66ZM75 246V247H74ZM220 246V247H221ZM27 247V248H26ZM43 247V248H42ZM246 247V248H245ZM22 248H25L24 250H22ZM32 248V249H31ZM63 248V249H62ZM65 248V249H64ZM212 248V249H211ZM217 248V249H218ZM243 248H245V249H243ZM1 249V248H0ZM62 249V250H61ZM73 249H74V251L76 252V253H74V251H73ZM108 249V250H107ZM195 249V251H193ZM215 249V250H214ZM247 249V250H246ZM255 249V248H254ZM253 249V250H254ZM28 250V251H29ZM60 250H61V252H60ZM68 250V251H69ZM76 250H78V251H76ZM80 250V251H79ZM101 250V251H102ZM249 250V251H248ZM251 250V251H250ZM27 251V252H28ZM38 251H36L37 253H38V255L40 254ZM52 250H50V251H47V253H45V254H48L49 252H51ZM211 251V252H210ZM215 251V252H214ZM246 251V253H244ZM60 252V253H59ZM78 252V253H77ZM209 252V253H208ZM30 254H31V256H30V254H29V257L31 258V259H33L34 261L35 260H41V262H40V264H46V262L45 261H48L49 260V256H53V252L52 253H50V255L47 257L48 258V260L47 259H45V257H46V255L44 256V255H42V254H44V253H41V255L38 257V255H37V258H35L36 256V254H34L33 252H29ZM233 253V254H232ZM22 254V255H23ZM126 253H124V255H125ZM215 254H217V253H215ZM35 256V257H32V256ZM55 255H56V253H55ZM82 255H86L85 257L84 256H82ZM93 255L94 256H97V257H93ZM123 255V256H124ZM128 254H126L125 256H124V258L125 257H128L127 256ZM245 255H247V256H245ZM28 256V255H27ZM44 256V258L43 259H38V258H42ZM59 256V257H60ZM67 256V255H66ZM89 256V257H88ZM101 256V257H100ZM237 256V255H236ZM57 257V256H56ZM56 257L54 258V256H53V258L54 259H56ZM234 257V258H233ZM246 257V258H245ZM35 258V259H34ZM58 258V257H57ZM62 258V257H61ZM61 258H59V259H61ZM83 258H84V261H83ZM103 258V259H102ZM107 260L108 259H110V256L108 257V256H106L105 257ZM252 257L251 256H249L247 259H248V262H247V260H246V262H247V264H249V263H251L250 261L252 260L251 259ZM54 259H52V260H50L51 261V264H52V261L54 260ZM81 259V258H80ZM80 259H79V263H80ZM86 259V264H89V260H87ZM44 260V261H43ZM96 260V261H97ZM105 260V259H104ZM31 262V264H36L37 263V261L36 262ZM57 260H55V261H53V264H56L55 262H56ZM62 262L64 261V260H61ZM106 261V260H105ZM38 262V263H39ZM45 262V263H44ZM62 262H57V264H61ZM67 262V261H66ZM65 261H64V263L65 264H67ZM238 262V261H237ZM236 262V263H237ZM48 263H49V261H48ZM78 263V262H77ZM239 263V262H238ZM68 264H71V263H69L68 262ZM240 264V263H239Z\"/></svg>",
	"mask_w": 264,
	"mask_h": 264
},
{
	"label": "snow or ice",
	"instance_id": "snow-or-ice-1",
	"mask_svg": "<svg viewBox=\"0 0 264 264\" xmlns=\"http://www.w3.org/2000/svg\"><path fill=\"white\" fill-rule=\"evenodd\" d=\"M7 7V9H8V13H7V16L9 17V18H11V16H12V9L13 8H16V7H18L17 5H15V4H9V5H5L4 3H3V0H0V20H2V19H4L5 18V8Z\"/></svg>",
	"mask_w": 264,
	"mask_h": 264
}]
</instances>
